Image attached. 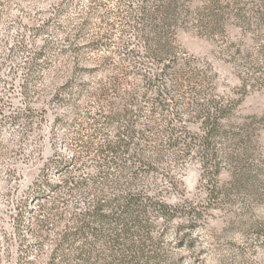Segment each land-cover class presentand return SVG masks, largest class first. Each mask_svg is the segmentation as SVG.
<instances>
[{
  "label": "rangeland",
  "instance_id": "374dc122",
  "mask_svg": "<svg viewBox=\"0 0 264 264\" xmlns=\"http://www.w3.org/2000/svg\"><path fill=\"white\" fill-rule=\"evenodd\" d=\"M119 2L0 0V264H81L83 260L52 254L62 233L54 228L44 235L34 224L39 202L33 193L41 188L38 179L43 174L53 184H61L66 174L90 180L98 175L93 169L56 172V160L72 153L63 142L60 148L52 145L63 129L53 127L61 109L49 100V92L64 82L75 61L70 48L60 53L70 45L64 38L91 8L95 13L89 16L85 36L75 41L85 65L92 67L109 55L117 59L111 49L129 36L119 33L123 16ZM183 4L184 19L176 39L190 64L180 77L193 81L195 89L191 95L183 86L173 88L182 109L179 125L188 126L192 138L201 134L197 108L185 104L191 97L211 104L219 100L232 110L221 119L209 151L164 145L148 152L157 164L138 168L145 173L134 186L154 189L149 194L166 203L171 215L151 216L149 231L142 228L143 223L138 225L137 229L149 233L138 238L146 253H138L137 259L129 253L123 262L264 264V0H185ZM108 31L113 43L110 48L86 47L88 40ZM45 38L55 43L45 44L53 46L43 53L52 65L38 79V84L45 81L47 96L32 103V93V101L26 105L27 100L20 96V77L29 55L22 44L39 49ZM25 105L33 118L29 124L19 119L27 114ZM16 113L19 118L13 120L11 115ZM165 127L161 120L158 129ZM163 136L159 135L166 138ZM57 149L61 153L56 155ZM85 159L79 158L73 166ZM134 169L121 173L114 169L120 182L113 185L130 184L128 176ZM92 255L89 262L100 256L98 251Z\"/></svg>",
  "mask_w": 264,
  "mask_h": 264
},
{
  "label": "trees",
  "instance_id": "16d2710c",
  "mask_svg": "<svg viewBox=\"0 0 264 264\" xmlns=\"http://www.w3.org/2000/svg\"><path fill=\"white\" fill-rule=\"evenodd\" d=\"M119 1V14L123 15L119 33L121 37L129 36L111 49L117 59L109 55L92 67L85 65L82 49L75 41L85 36L89 16L95 13L91 8L87 17L64 38L70 45L60 53L71 49L75 61L64 82L49 92V100L61 109L53 127L63 129L62 133H53L52 145L60 148L63 142L72 153L56 160V172L93 169L98 170V175L90 180L66 174L61 184H53L43 174L42 179H38L41 188L33 193L39 202L34 224L44 235L51 234L54 228L62 233L52 254L60 259L82 258L81 264H97L98 259V264H125L123 261H127L129 253H133V259L146 253L142 248L144 242L138 238L149 233L137 229L138 225L143 223L142 228L149 231L147 222L151 216L166 218L171 212L166 203L149 194V190L154 189L135 188V181L145 173L138 168L157 164L148 152L158 146L209 151L221 119L232 110L219 100L211 104L191 97L185 104L197 108V129L201 132L196 139L192 138L190 128L179 125L182 109L172 93L173 88L179 86L187 88L191 95L195 89L193 81L187 77L183 81L180 77L190 64L187 53L176 39V30L184 19L185 0ZM49 40L43 39L44 45L34 50L22 39L20 41L29 55L20 77L23 80L20 96L27 100L26 105L31 103L32 93L35 94L32 103L47 96L45 81L38 84V79L43 76L44 69L52 65L49 57H43V53L54 46ZM112 45L108 31L88 40L86 47L108 49ZM29 110L26 109L27 114H21L20 118V113L11 118L29 124L33 119ZM59 115L62 118L58 119ZM161 120L166 126L162 131L158 129ZM160 134L166 138L161 139ZM58 150L56 155L61 153ZM82 157L86 159L74 167L73 163ZM130 168H137L128 176L130 184L113 185L120 182V174L116 175L115 170L121 169V173L125 172L122 169ZM18 214L17 211L16 216ZM97 251L100 255L97 261L89 262Z\"/></svg>",
  "mask_w": 264,
  "mask_h": 264
}]
</instances>
